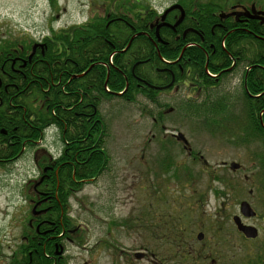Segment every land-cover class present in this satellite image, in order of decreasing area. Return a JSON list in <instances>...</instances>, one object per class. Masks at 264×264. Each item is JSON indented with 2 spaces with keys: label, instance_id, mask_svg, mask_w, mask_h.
Returning <instances> with one entry per match:
<instances>
[{
  "label": "rangeland",
  "instance_id": "obj_1",
  "mask_svg": "<svg viewBox=\"0 0 264 264\" xmlns=\"http://www.w3.org/2000/svg\"><path fill=\"white\" fill-rule=\"evenodd\" d=\"M108 1L0 0V45L44 40L53 29L103 14ZM143 1L163 12L176 0ZM244 69L240 63L222 90L212 93L226 107V116L209 128L205 116L186 112L183 92L159 97L167 104L161 109L141 96L134 102L115 98L101 104L111 161L69 199V215L84 230L83 242L65 243L67 264H251L264 257L263 141L236 123L244 109L239 98ZM179 132L188 139V149L172 134ZM41 144L12 164H0V264H11L19 255L26 234L39 173L35 156L38 161L55 158L63 143L49 128ZM168 154L178 170L166 171ZM232 161L241 166L231 169ZM242 200L257 211L244 220L259 228L256 239H245L233 223ZM182 250L191 257L178 256Z\"/></svg>",
  "mask_w": 264,
  "mask_h": 264
},
{
  "label": "trees",
  "instance_id": "obj_2",
  "mask_svg": "<svg viewBox=\"0 0 264 264\" xmlns=\"http://www.w3.org/2000/svg\"><path fill=\"white\" fill-rule=\"evenodd\" d=\"M176 1L185 8L186 15L176 31L168 27L159 30L162 40L156 29H151L159 17L153 6L143 0H109L103 14H95L81 24L53 29L44 36L45 47L39 48L30 61L23 55L29 52L30 43L25 44V50L19 40L0 45V128L6 126L7 130L6 135L0 133V159L6 157V164H12L38 147L50 127L61 134L59 156L41 163L47 172L44 185L51 190L55 203L51 214L57 221L62 218L66 227L75 226L69 215L70 197L86 182L99 177L111 161L105 146L109 128L101 104L115 98L134 102L141 96L164 108L167 104L159 97L174 95L162 85L175 73L177 79L188 83L184 90L187 101L182 104L186 112L205 116V127L219 125L226 116V107L212 93L222 90L227 73L216 81L204 68L215 55L223 67L231 61L230 54L244 62L239 96L244 109L241 118L236 119L232 112L231 116L239 128L260 138L264 146V23L259 19L249 22V33L241 28L244 23L232 31L234 26L219 14L228 0ZM179 15L180 10L174 9L167 21L177 20ZM195 42H203L206 47L200 49ZM175 61L176 65H169L175 66L173 73L156 69ZM178 64L187 71L180 73ZM212 69L215 73L219 68ZM201 86L205 93L198 92ZM158 113L162 119V110ZM6 140L18 144L8 143L5 147L2 143ZM167 160L166 171L178 170L172 154ZM261 162L259 170H264V156ZM261 174L259 171L257 177ZM66 232L67 237L83 242L81 231L74 238ZM57 233H62L61 225ZM223 239L227 240V234ZM34 248L33 243L23 239L19 255L11 264H67L65 256L57 257L55 262L47 251L39 248L37 252ZM50 248L54 253L55 247ZM178 256L187 260L191 252L182 250ZM251 264H264V257L254 258Z\"/></svg>",
  "mask_w": 264,
  "mask_h": 264
},
{
  "label": "flooded vegetation",
  "instance_id": "obj_3",
  "mask_svg": "<svg viewBox=\"0 0 264 264\" xmlns=\"http://www.w3.org/2000/svg\"><path fill=\"white\" fill-rule=\"evenodd\" d=\"M166 9H164L165 11ZM252 10H256V11H264V0H228L226 2V4L223 3V8L219 11L222 12H233V11H239V12H248ZM163 11V12H164ZM169 14V12H168ZM167 14V16H168ZM161 16V15H160ZM167 16L165 19V22L170 23V24H174L176 22V19H174V21H167ZM226 22H230L232 26H234L233 30H236L239 28V24L244 23V25H242V29L246 32H251L250 29L248 28L249 22L254 21V20H258L255 18H247L244 15L239 16L238 18L236 17L235 14H232L228 17H226L225 19ZM259 21V20H258ZM154 24L152 26L151 29H153L155 31L156 27L158 26V24L162 23V19L161 17H156L154 19ZM171 28L170 26L167 25H162L160 27V30L162 28ZM187 29V28H186ZM185 29V30H186ZM174 31H176V28L174 29ZM227 31L229 32L230 29H227ZM224 38H227V35H225ZM20 47L22 49L25 50V44L27 46H29L30 43V50L28 53H24L23 55L28 56V60L30 61L32 59V57L36 54L37 50L39 48H44L45 47V41L42 39L40 41H32V42H26V40L24 42L20 41ZM165 43H167L165 41ZM196 45L200 48L203 47L205 48L206 46L203 44V42H195ZM214 44V42L212 43ZM1 45H6V43L1 44ZM186 46V45H185ZM187 47V46H186ZM202 48V49H203ZM201 49V48H200ZM231 55V61L229 62V64H227L225 67L221 66L223 64H218L216 62V55H215V59L213 58V61L211 62L210 60H207L204 68L206 73L209 76H212V78L216 79V81H219L220 78H222V76L225 74L224 79L227 81V83L231 80V77L234 75L235 70L238 68L239 65V59L230 54ZM18 58L22 59L24 61V63L27 62L26 58L23 56H19ZM179 60H182V56ZM178 60V61H179ZM174 61V60H173ZM178 61L175 62H167L168 66L165 65L163 67H157L156 69L159 71H169L170 73H173V69L171 65H176L178 63ZM243 63V61L241 62V64ZM6 62H4L2 64V67H5ZM170 65V66H169ZM179 68V72L181 73V71H184L183 73H185L187 71V69L185 68L184 70V66H181V64H178ZM216 66L219 68L218 71H216L214 73V70L212 69V67ZM244 73V71H243ZM240 76H242V74H240ZM224 80V81H225ZM0 81H1V77H0ZM188 83L184 80L181 79H177L175 73H173V77L171 78L170 82H166V84H163L162 86L164 87H168L167 89H171L170 90V94L169 95H177L179 94V92H184V90L186 91V87H187ZM170 87V88H169ZM204 87L201 86L199 88V93L201 94L202 92L205 93V91H203ZM0 133L3 135H6L7 130H6V126H2L0 128ZM57 134H59L60 136V141L62 142L61 139V134L57 131ZM44 140H40L38 142V144L40 143V145H42L41 143H43ZM18 144L15 140V142L13 141H9L6 140L4 141L2 144L6 147L7 144ZM41 147H36L34 149H30V150H38ZM30 150L26 151V153H28ZM37 153V151L35 152ZM24 156V154H23ZM22 157V155H21ZM57 158V157H55ZM55 158H53L52 156L48 155L47 157L45 156L44 159H41L38 161V157L37 155L35 156V159L37 161V168H38V179L35 180V182L33 183V193H35L34 198H31L29 203L31 205V214L30 217L27 218V220L25 221V229H26V234L22 235L23 239L25 240L26 243H33L35 245V251L38 252L39 248L43 249L45 252L47 251V255L52 258L55 262L57 260V257H63L64 253L66 252V248H65V243L69 241H72V239L70 237H67V232L68 233H77L78 230L82 231V227L81 226H76V227H66L65 224H63V219L60 218L59 221L56 220V218L54 216H52L51 212L52 209L55 208V203H53V199L52 194H51V190L48 189V187H46L44 185V180L46 177V173H44V167L42 166L43 160H54ZM20 159V158H19ZM0 161H3L2 165H6V157H3L0 159ZM63 212V211H62ZM63 215V214H62ZM61 215V216H62ZM249 219V218H248ZM246 219V221L248 220ZM248 223V222H247ZM59 225L62 226V233H57V229L59 228ZM260 234L257 236L259 237ZM247 240H252L251 238H246ZM54 246L55 250L54 253H51L50 251V247Z\"/></svg>",
  "mask_w": 264,
  "mask_h": 264
},
{
  "label": "water",
  "instance_id": "obj_4",
  "mask_svg": "<svg viewBox=\"0 0 264 264\" xmlns=\"http://www.w3.org/2000/svg\"><path fill=\"white\" fill-rule=\"evenodd\" d=\"M175 8H178L181 10V16L180 18L176 21L175 24H169V23H166V22H162L161 24H158L157 26V35L159 36V28L162 26V25H169L171 27H175L177 26L184 18L185 16V10L183 8V6L179 3H175L173 4L172 6H170L166 11L165 13L162 15V19L165 18L166 14L175 9ZM231 14H235L236 17L238 18L239 16L241 15H245L247 17H251V18H258L261 20V22H264V11H256V10H252V12H231V13H222L221 14V17H225V16H229ZM160 39V38H159ZM177 137L179 139H181L185 145L187 146L188 144V140L187 138L185 137V135L183 133H178L176 134ZM227 163V162H224V164ZM241 166V164L239 162H236V161H232L230 163V167L231 169L235 170L237 168H239ZM239 211H240V214H235L233 215V222L235 223L237 229L241 232H243L247 237H256L258 235V229L257 227L253 226V225H249V224H246L243 220H242V216H245V217H252L254 215H256V211L254 210V208L251 206V204L246 201V200H242L240 202V205H239ZM204 237V232L200 231L198 234H197V238L199 240L203 239ZM143 254L142 252H139L137 253V256L138 257H141Z\"/></svg>",
  "mask_w": 264,
  "mask_h": 264
}]
</instances>
